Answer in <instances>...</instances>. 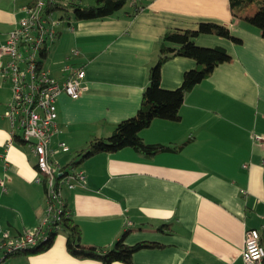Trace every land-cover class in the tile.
Segmentation results:
<instances>
[{"label":"crops","instance_id":"0c3cea01","mask_svg":"<svg viewBox=\"0 0 264 264\" xmlns=\"http://www.w3.org/2000/svg\"><path fill=\"white\" fill-rule=\"evenodd\" d=\"M27 1L0 0V46ZM247 9L244 17L251 15ZM201 22L223 25L240 39L239 44L212 34L195 39L200 47L223 48L230 61L184 94L179 120L153 119L139 132L148 144L190 141L177 152L149 158L131 148L99 153L75 167L83 170L85 182L63 189L62 197L84 245L107 249L127 232V245H162L135 252L132 264H244L245 230L260 229L264 236V39L232 18L228 0H129L113 15L92 21L70 14L43 63L55 79L64 77V64L85 70L81 95L70 99L61 93L55 100L53 144L63 141L69 148L58 151L57 159L65 165L90 140L108 137L118 122L135 115L164 33L193 30ZM72 49L80 54L71 56ZM195 66L184 57L167 60L160 68L161 88L179 87L183 73ZM10 98V84L0 75V234L16 235L37 225L45 198L34 181L30 145L12 142L19 134L3 116ZM65 240L58 232L44 252L19 253L4 264H102L71 256Z\"/></svg>","mask_w":264,"mask_h":264},{"label":"built area","instance_id":"2783aa9c","mask_svg":"<svg viewBox=\"0 0 264 264\" xmlns=\"http://www.w3.org/2000/svg\"><path fill=\"white\" fill-rule=\"evenodd\" d=\"M53 0H28L20 17L0 46L2 81L10 84L11 98L3 113L11 132L19 134L30 145L35 158V183L45 180V208L37 225L19 235L0 234V264L6 258L23 253L49 240L46 230L61 213L63 189L73 190L85 182L79 168L65 169L59 164L57 152H68L63 141L53 144L57 133L55 100L61 93L77 99L84 88L85 70L82 66L64 64L62 79L51 77L43 66L45 57L56 41L60 27L67 22L61 12L48 10ZM68 27L71 29L70 25ZM80 54L72 49L71 56ZM255 140L261 137L254 135ZM3 186V184L1 185ZM264 218V216H263ZM241 257L244 264H261L264 259V236L260 229L244 232Z\"/></svg>","mask_w":264,"mask_h":264},{"label":"trees","instance_id":"16d2710c","mask_svg":"<svg viewBox=\"0 0 264 264\" xmlns=\"http://www.w3.org/2000/svg\"><path fill=\"white\" fill-rule=\"evenodd\" d=\"M128 1L94 0L92 5H84L73 0L64 3L53 0L49 4L48 10L60 11L65 18L71 14L76 21H92L113 15L122 9ZM256 1L259 4L255 12L249 17H244V11ZM228 7L233 19L243 20L248 25L256 28L260 37L264 39V0H228ZM132 14L129 16H132ZM200 34H212L226 38L236 44L240 43V39L232 36L225 26L213 22H201L193 30L172 29L166 31L158 43L155 62L148 68L147 83L142 91L140 105L135 115L118 122L108 137L90 140L87 147L76 152L75 156L63 167L72 169L95 154L114 153L122 148H131L148 158L158 153L177 152L183 148L190 139L178 146L169 147L161 144L145 143L139 137V132L149 126L153 119L179 120V109L184 94L202 80L208 78L217 65L230 61L229 55L221 47L197 46L195 39ZM174 57L191 59L196 63V66L183 73L179 87L166 90L160 86V68L164 62ZM12 142L17 146L27 144L16 136L12 137ZM39 186L45 198L44 179ZM51 224L52 227L46 230L45 234L49 240L23 253L29 255L44 252L49 248L58 232L65 235V247L71 256L78 259L97 260L102 264H112L113 262L132 264V256L135 252L141 249L162 247V245L150 241H140L133 245H127L125 243L127 232L120 234L107 249L94 245L86 246L82 243L80 229L73 220L71 211L64 201L61 213L57 214ZM164 226L163 224L158 225L159 231H162Z\"/></svg>","mask_w":264,"mask_h":264},{"label":"rangeland","instance_id":"374dc122","mask_svg":"<svg viewBox=\"0 0 264 264\" xmlns=\"http://www.w3.org/2000/svg\"><path fill=\"white\" fill-rule=\"evenodd\" d=\"M258 4H259L258 1L251 4L250 7L247 9V13H250L252 15L255 12V10L257 9ZM57 12L59 13L60 11H57Z\"/></svg>","mask_w":264,"mask_h":264},{"label":"bare ground","instance_id":"6f19581e","mask_svg":"<svg viewBox=\"0 0 264 264\" xmlns=\"http://www.w3.org/2000/svg\"><path fill=\"white\" fill-rule=\"evenodd\" d=\"M19 138H20V136H19ZM21 139V138H20Z\"/></svg>","mask_w":264,"mask_h":264}]
</instances>
